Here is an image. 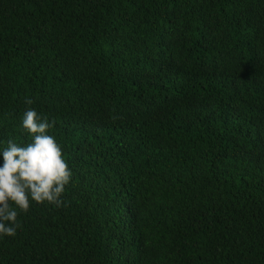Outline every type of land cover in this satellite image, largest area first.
<instances>
[{"label":"trees","instance_id":"obj_1","mask_svg":"<svg viewBox=\"0 0 264 264\" xmlns=\"http://www.w3.org/2000/svg\"><path fill=\"white\" fill-rule=\"evenodd\" d=\"M28 108L72 178L0 264H264V0H0V151Z\"/></svg>","mask_w":264,"mask_h":264},{"label":"clouds","instance_id":"obj_2","mask_svg":"<svg viewBox=\"0 0 264 264\" xmlns=\"http://www.w3.org/2000/svg\"><path fill=\"white\" fill-rule=\"evenodd\" d=\"M25 103L31 105L33 100L26 98ZM54 123L28 108L22 127L32 137L31 142L21 146L9 140L0 151V235L15 236L18 210L28 212L32 202L62 206L72 172L60 144L47 134Z\"/></svg>","mask_w":264,"mask_h":264}]
</instances>
